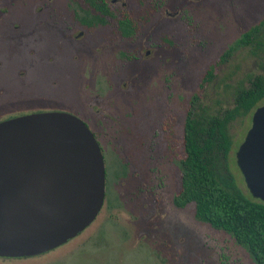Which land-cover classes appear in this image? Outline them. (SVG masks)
Returning <instances> with one entry per match:
<instances>
[{"label": "rangeland", "instance_id": "374dc122", "mask_svg": "<svg viewBox=\"0 0 264 264\" xmlns=\"http://www.w3.org/2000/svg\"><path fill=\"white\" fill-rule=\"evenodd\" d=\"M104 1L105 12L87 0H0V119L72 111L94 131L105 169L102 205L79 235L0 264H255L226 232L196 220L192 202L176 207L172 197L191 95L228 106L233 88L264 66L246 48L217 63L264 18V0ZM125 17L129 31L118 23ZM250 114L229 125V167L244 193L234 151Z\"/></svg>", "mask_w": 264, "mask_h": 264}, {"label": "water", "instance_id": "95a60500", "mask_svg": "<svg viewBox=\"0 0 264 264\" xmlns=\"http://www.w3.org/2000/svg\"><path fill=\"white\" fill-rule=\"evenodd\" d=\"M234 158L251 197L264 202V100ZM95 137L76 115L40 111L0 121V257L53 249L82 231L104 198Z\"/></svg>", "mask_w": 264, "mask_h": 264}, {"label": "trees", "instance_id": "16d2710c", "mask_svg": "<svg viewBox=\"0 0 264 264\" xmlns=\"http://www.w3.org/2000/svg\"><path fill=\"white\" fill-rule=\"evenodd\" d=\"M87 1L93 11L107 10L99 3L102 0ZM119 23L127 27L128 19L125 17ZM240 48L264 60V18L243 31L220 54L217 63L225 62ZM212 76L213 66L205 70L200 86ZM263 100L264 66L233 88L228 106L211 108L198 95H191L182 127L179 189L172 197L176 207L192 202L196 220L226 232L255 264H264V202L244 193L231 173L229 125L236 118L250 114Z\"/></svg>", "mask_w": 264, "mask_h": 264}, {"label": "flooded vegetation", "instance_id": "af4514ba", "mask_svg": "<svg viewBox=\"0 0 264 264\" xmlns=\"http://www.w3.org/2000/svg\"><path fill=\"white\" fill-rule=\"evenodd\" d=\"M99 3H102L103 5H105L106 3H105V1L104 0H102V1H99ZM1 12V11H0ZM6 12H7V10H6ZM5 13V12H4ZM94 20H96V19H94ZM120 21V20H119ZM118 22V21H117ZM12 23H16V22H12ZM119 23V22H118ZM122 30L123 29H128V31L130 30V23H129V20H128V25H127V27H126V24H124V23H122L121 24V27H120ZM4 105H5V103L4 102H2ZM1 106V105H0ZM7 106V105H6ZM64 112H69V111H64ZM69 113H72V114H74V115H76L77 117H79L77 114H75L74 112H72V111H70ZM1 115V114H0ZM1 118V117H0ZM83 122H84V120L81 118V117H79ZM6 119V118H5ZM1 120H4V119H0V121ZM85 124V123H84ZM86 125V124H85ZM88 128H89V130L92 132V134H93V136L95 137V140L97 141V143H98V145H99V142H98V140H97V137H96V135H95V133H94V131L88 126V125H86ZM99 148H100V151H101V147H100V145H99ZM101 154H102V151H101ZM102 157H103V155H102ZM104 184H105V182H104ZM97 215V214H96ZM88 226V225H87ZM86 226V227H87ZM85 227V228H86ZM84 228V229H85ZM83 229V230H84ZM82 230V231H83ZM82 231H80L78 234H76L73 238H75L77 235H79ZM73 238H71V239H69V240H67L65 243H63V244H61V245H59V246H57V247H55V248H53V249H50V250H48V251H45V252H43V253H40V254H36V255H33V256H27V257H24V258H18V257H0V258H13V259H25V258H35V257H40V256H42V255H45V254H48V253H50V252H52V251H54L55 249H57V248H59V247H61L62 245H64V244H66L67 242H69L70 240H72Z\"/></svg>", "mask_w": 264, "mask_h": 264}]
</instances>
